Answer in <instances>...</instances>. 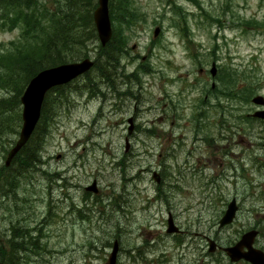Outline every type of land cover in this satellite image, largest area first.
Returning a JSON list of instances; mask_svg holds the SVG:
<instances>
[{
  "label": "rangeland",
  "instance_id": "1",
  "mask_svg": "<svg viewBox=\"0 0 264 264\" xmlns=\"http://www.w3.org/2000/svg\"><path fill=\"white\" fill-rule=\"evenodd\" d=\"M132 1L138 21L124 31L119 69L109 81L94 70L62 91L64 104L48 109L44 172L14 176L17 197L0 195V253L14 228L39 237L28 247L40 254L28 250L23 264H108L115 241L116 264H232L223 252H208L207 238L223 247L258 226L254 247L264 249V167H252L261 152L250 149L246 165L255 179L239 188L198 161L200 153L221 157L222 136H264V125L238 119L260 109L241 96L264 97V0ZM18 36L0 29V56ZM10 73L0 68V97L11 98L22 80L16 75L6 88L1 81ZM18 114L21 107L10 112L0 104V170L19 138ZM135 115L126 150L127 120ZM214 173L217 189L206 185ZM94 181L99 194L86 193ZM236 192L238 216L220 229L226 198ZM169 213L185 232L181 247L167 233Z\"/></svg>",
  "mask_w": 264,
  "mask_h": 264
},
{
  "label": "trees",
  "instance_id": "2",
  "mask_svg": "<svg viewBox=\"0 0 264 264\" xmlns=\"http://www.w3.org/2000/svg\"><path fill=\"white\" fill-rule=\"evenodd\" d=\"M121 1L111 0L113 23L137 21L138 17L131 8L126 12L121 10ZM96 7V0H66L61 4L55 0H0V29L7 31L20 29L18 41L10 43L12 50L0 56L1 61L6 62L0 61V68L4 66L11 71L1 81L2 85H7L6 88L11 90L9 84L15 76L22 77L9 101H4L9 105L10 112L20 107V98L24 89L36 73L49 67L88 57L89 44L90 46L94 44V47L98 48L94 69L98 70L102 77L110 78V72L115 71L119 56L124 52L121 46H125L127 41L119 38V35L115 33L105 48L95 42L93 13ZM1 64L4 65L1 66ZM54 91L48 93L39 127L22 152L21 161L26 173L31 167L38 166L41 162L47 139V128L50 124L49 107L54 105L57 108L59 103L64 104L62 95L60 99L56 98V94L58 92L62 94L63 89ZM253 93L254 91L251 90L250 95L252 96ZM18 117L20 118V114ZM38 239L37 236L28 233L21 235L15 231L8 240L9 250L0 253L1 262L23 264L26 262L28 250L40 254L37 248L29 249L22 242L25 240V244H35Z\"/></svg>",
  "mask_w": 264,
  "mask_h": 264
},
{
  "label": "water",
  "instance_id": "3",
  "mask_svg": "<svg viewBox=\"0 0 264 264\" xmlns=\"http://www.w3.org/2000/svg\"><path fill=\"white\" fill-rule=\"evenodd\" d=\"M108 2L109 0H98V7L94 12L95 24L103 46L106 45L112 37ZM157 33L158 30L156 31V35ZM92 66L93 63L88 59L78 63L60 65L43 70L29 82L21 98V103L23 105L22 130L19 141L10 153V158L16 155L32 136L40 120L42 106L47 92L56 86L70 83L74 79L88 72ZM212 74H216L215 66L212 70ZM253 101L256 104L264 105V98L261 96L256 97ZM255 115L264 118V111L257 112ZM130 130H132V127ZM88 191H95L97 193L96 184L94 183L91 187H89ZM236 210L237 208L235 203H232L220 221V225L225 226L230 224L235 217ZM174 231L175 228L172 225V220H170L169 233ZM254 235L255 234L251 235V237L245 236L236 246L224 249L231 261L237 262L245 260L252 264H264V253L252 248V239ZM210 246V252H214L216 249L215 242L210 241ZM245 248H247L248 251H244ZM118 249L119 246L115 243L109 264L116 263Z\"/></svg>",
  "mask_w": 264,
  "mask_h": 264
},
{
  "label": "flooded vegetation",
  "instance_id": "4",
  "mask_svg": "<svg viewBox=\"0 0 264 264\" xmlns=\"http://www.w3.org/2000/svg\"><path fill=\"white\" fill-rule=\"evenodd\" d=\"M133 50H135L133 48ZM133 119V123L135 121V116H131ZM130 117V118H131ZM128 118V120L130 119ZM127 120V122H128ZM137 128V125H135V129ZM252 139L250 140V136H246L244 133V136H222V140H225L226 143L224 144V147L222 149V153L219 154L221 157H216L214 156H202L200 153V158L198 159L199 162L203 164H212V167L215 168V171L218 173L223 174V177H225V182L231 185L232 187L239 188V186L246 182V181H251L254 180L255 178H251L249 176L250 172H253V170H247V161L248 159L247 154L249 153L250 149L253 150L255 149L258 152H261L260 154L262 155V159L259 158V156H255L256 158L253 161L252 167L257 168V167H264V136H251ZM3 144V143H1ZM7 144V142H6ZM216 145L214 144V147ZM206 157V158H205ZM212 157V161L211 158ZM213 157L215 159L213 160ZM215 160H219L215 161ZM11 164H4L3 170L9 171V168H11ZM216 166L220 168H225V171L218 172L216 170ZM3 170H0V178L3 177L5 174L3 173ZM255 171V170H254ZM248 174V175H247ZM221 178L220 176H216L214 173L213 176H210L207 181V186L209 188H215L217 189V182ZM262 185H260L261 187ZM239 194L236 192V194H232L230 198H226V202L228 203L230 200L236 199L238 204L240 205L241 199L238 196ZM249 197V196H248ZM247 197V198H248ZM246 199V198H245ZM175 221V220H174ZM176 223V222H175ZM179 227V226H178ZM258 226L256 229L259 231V235L261 234L262 228ZM185 232L182 231L181 233V228H179V233L171 235L172 237L175 238V241L177 244L181 247V235H183ZM255 246L258 247L257 244V239L255 241Z\"/></svg>",
  "mask_w": 264,
  "mask_h": 264
},
{
  "label": "bare ground",
  "instance_id": "5",
  "mask_svg": "<svg viewBox=\"0 0 264 264\" xmlns=\"http://www.w3.org/2000/svg\"><path fill=\"white\" fill-rule=\"evenodd\" d=\"M56 2H58L59 4H61V3H63V2H65L66 0H55ZM98 1V0H97ZM110 3H111V0H109V2H108V8H109V14L111 15V9H110ZM121 3H122V5H121V10L123 11V12H126V11H128L131 7H132V5H133V1L132 0H122L121 1ZM93 23H94V28H95V32H96V36H95V38H94V40H95V42H97L99 45H102V43H101V40H100V38H99V34H98V30H97V26H96V24H95V20H94V16H93ZM2 30V29H1ZM19 31V36H20V29H15L14 31ZM3 31H7V30H3ZM14 31H8V32H14ZM98 45V46H99ZM60 46V45H59ZM93 46H94V44H93ZM89 47H90V44H89ZM97 49V51H98V48H96ZM97 51H95V50H91L90 52H89V54H88V57H86V59H88L90 62H94L96 59H93L92 58V55H91V53H94V55L96 56V58L98 57V52ZM47 69V68H46ZM46 69H43V70H46ZM43 70H41L40 72H42ZM118 70V67L117 68H115V71H117ZM40 72H38V73H36L35 75H34V77H36ZM33 77V78H34ZM33 78H31V79H33ZM72 86V84H69V83H67V84H64V85H60V86H56V87H54V88H61V89H64L63 91H67V89H69L70 87ZM2 170H3V168H2ZM3 173L5 174L3 177H1L0 178V195H3V196H6V197H8V198H10V197H17V186L16 185H14L13 184V182H12V180H11V176L10 175H13V174H10V172L8 171V172H6L5 173V171L3 170ZM5 193H11V194H14L13 196H8V195H6Z\"/></svg>",
  "mask_w": 264,
  "mask_h": 264
}]
</instances>
